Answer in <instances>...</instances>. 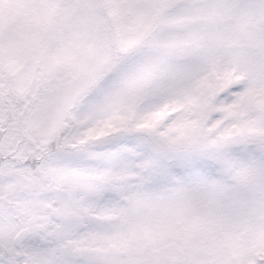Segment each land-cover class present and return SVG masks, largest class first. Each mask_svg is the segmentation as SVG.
I'll return each mask as SVG.
<instances>
[{"label":"snow or ice","instance_id":"1","mask_svg":"<svg viewBox=\"0 0 264 264\" xmlns=\"http://www.w3.org/2000/svg\"><path fill=\"white\" fill-rule=\"evenodd\" d=\"M0 264H264V0H0Z\"/></svg>","mask_w":264,"mask_h":264}]
</instances>
